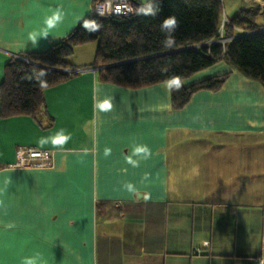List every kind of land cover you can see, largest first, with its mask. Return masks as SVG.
<instances>
[{"label":"crops","instance_id":"crops-1","mask_svg":"<svg viewBox=\"0 0 264 264\" xmlns=\"http://www.w3.org/2000/svg\"><path fill=\"white\" fill-rule=\"evenodd\" d=\"M94 2L0 0V82L12 57L58 42ZM93 43L69 62L86 68ZM222 73L219 90L176 110L167 82L132 89L84 70L43 89L34 117L0 116V264H257L264 86L224 60L185 84ZM19 146L53 150L54 166L8 168Z\"/></svg>","mask_w":264,"mask_h":264},{"label":"trees","instance_id":"trees-1","mask_svg":"<svg viewBox=\"0 0 264 264\" xmlns=\"http://www.w3.org/2000/svg\"><path fill=\"white\" fill-rule=\"evenodd\" d=\"M223 12L220 0H151L136 5L127 17L92 12L45 50L18 54L5 64L0 116L38 114L43 89L76 76L78 66L69 58L76 47L91 42H96L94 60L84 67L105 66L95 71L99 81L132 89L167 82L176 110L195 93L222 87L229 73L185 84L218 60L264 86V32L258 9L235 12L223 23L226 41L208 43L220 37ZM240 32L249 35L236 37Z\"/></svg>","mask_w":264,"mask_h":264},{"label":"built area","instance_id":"built-area-1","mask_svg":"<svg viewBox=\"0 0 264 264\" xmlns=\"http://www.w3.org/2000/svg\"><path fill=\"white\" fill-rule=\"evenodd\" d=\"M220 1L222 2V0ZM135 10H136V5L133 2V0H96L93 4V13L98 16L127 17L132 15L135 12ZM227 18L228 16L225 14V12H223V20L219 30L220 37L208 43H212V44L224 43L226 41V39L222 35V30H223V23L227 21ZM261 32H264V19L262 21ZM242 33L237 35L236 37L248 35V33L247 34H242ZM78 69H87V68H78ZM53 166H54L53 150L37 148L32 146H19L17 148L15 161L7 164L8 168H17V169L18 168L49 169L52 168ZM262 218L264 220V207L262 209ZM204 244L207 245L208 242L206 241L204 242ZM255 261L257 262V264H264V229L261 235L260 245L258 248L257 255L255 257Z\"/></svg>","mask_w":264,"mask_h":264},{"label":"rangeland","instance_id":"rangeland-1","mask_svg":"<svg viewBox=\"0 0 264 264\" xmlns=\"http://www.w3.org/2000/svg\"><path fill=\"white\" fill-rule=\"evenodd\" d=\"M222 5H223L225 14L228 17H231L235 12L241 9H258L259 11V16L257 18L258 22H261L264 17V0H222ZM241 33L242 32H240L239 34ZM242 34H247V33L243 32ZM93 44H95L96 46V43H93ZM85 49L87 48L85 47ZM79 50L80 49H78L77 52H79ZM92 53L93 52H91V55ZM89 59H91V56L89 57Z\"/></svg>","mask_w":264,"mask_h":264},{"label":"clouds","instance_id":"clouds-1","mask_svg":"<svg viewBox=\"0 0 264 264\" xmlns=\"http://www.w3.org/2000/svg\"><path fill=\"white\" fill-rule=\"evenodd\" d=\"M145 153L148 152L147 148L142 149ZM23 264H38V254L30 257H25Z\"/></svg>","mask_w":264,"mask_h":264},{"label":"water","instance_id":"water-1","mask_svg":"<svg viewBox=\"0 0 264 264\" xmlns=\"http://www.w3.org/2000/svg\"><path fill=\"white\" fill-rule=\"evenodd\" d=\"M135 2V4L137 5V6H141L142 4L140 3V2H138V1H134ZM249 35V34H248ZM246 36V35H245ZM242 37V36H241ZM105 66H98V67H91V68H87V69H75L74 71L75 72H81V71H83V70H92V71H97V70H100V69H102V68H104Z\"/></svg>","mask_w":264,"mask_h":264}]
</instances>
